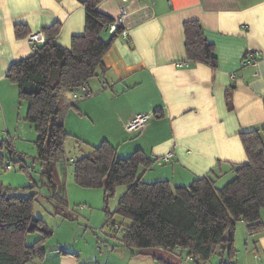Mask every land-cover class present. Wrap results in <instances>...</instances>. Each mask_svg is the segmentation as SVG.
Here are the masks:
<instances>
[{
	"label": "crops",
	"instance_id": "obj_1",
	"mask_svg": "<svg viewBox=\"0 0 264 264\" xmlns=\"http://www.w3.org/2000/svg\"><path fill=\"white\" fill-rule=\"evenodd\" d=\"M130 1L97 0L96 8L115 19L120 7ZM143 2L153 3L154 14L138 20L125 37L114 40L103 57L105 71L75 91L62 93L60 122L84 142L87 152L105 138L117 147L118 157L140 149L156 158L149 169H142V180L148 173V180L188 185L216 172L215 186L220 187L233 176L231 164L247 161L239 133L264 124V0L137 1ZM84 20L81 0H0L2 125L9 126L7 120L15 116L18 101L16 85L6 78L7 69L33 52L28 36L17 39L13 26L23 23L30 34L41 33L57 21L61 29L55 41L68 48L73 36L83 34ZM191 20L199 22L214 47L215 69L186 59L183 23ZM110 34L107 31L101 36L108 39ZM250 51L257 52V59L242 66ZM227 92L231 94L230 109ZM147 111L153 115L142 131H126L125 124L136 113ZM81 121L92 128L81 133L77 128ZM261 222L262 232L247 233L245 254L236 249L235 227L232 264H264V210ZM96 232L94 242L88 237L83 244L76 237L64 245L60 240L46 242L44 259L26 264H168L147 255H130L114 233ZM219 248L227 254V249ZM178 255L182 257L184 251L165 252L164 258L177 264Z\"/></svg>",
	"mask_w": 264,
	"mask_h": 264
},
{
	"label": "trees",
	"instance_id": "obj_2",
	"mask_svg": "<svg viewBox=\"0 0 264 264\" xmlns=\"http://www.w3.org/2000/svg\"><path fill=\"white\" fill-rule=\"evenodd\" d=\"M81 3L85 10L84 32L71 38L70 47L56 43L61 24L55 21L41 29L44 41L32 45V54L12 62L6 72L8 81L17 87L18 100L27 104L24 119L35 130L34 158L40 162L48 181L50 194L46 197L54 203L55 215L68 219L74 217L64 212L67 201L57 191L55 170L56 162L65 154V141L73 136L59 119L61 96L105 71L103 57L121 33V27H117L108 39H103L101 35L114 19L96 8L97 0ZM183 30L188 63L202 62L215 69L214 47L204 37L199 22L185 21ZM13 31L17 39L31 32L23 23H16ZM225 99L230 109L229 92ZM239 136L247 161L231 164L233 176L220 187L215 186L214 171L212 176L198 177L188 185L172 186L165 179L146 182L141 178V170L149 169L157 159L147 157L140 149L118 157L117 147L105 138L72 161L73 177L82 187L102 188L107 223H113L115 214L127 221L123 225L113 223L118 228L112 231L130 255H147L171 264L164 253L179 248L185 256L195 257L196 264H205L218 247H223L229 259L225 264H232L236 223L243 222L249 234L263 231L264 124L242 131ZM0 146H5L10 154H18L10 141L5 145L0 142ZM3 160L0 154L1 167ZM20 169L29 172L30 167L20 165ZM220 169L218 164L217 170ZM119 186L126 188L115 209L109 211V200ZM36 188V182L12 189L0 181V264H26L45 257L44 245L54 230L33 214L40 194ZM226 231L230 238L221 241ZM101 243L98 242L99 249Z\"/></svg>",
	"mask_w": 264,
	"mask_h": 264
},
{
	"label": "rangeland",
	"instance_id": "obj_3",
	"mask_svg": "<svg viewBox=\"0 0 264 264\" xmlns=\"http://www.w3.org/2000/svg\"><path fill=\"white\" fill-rule=\"evenodd\" d=\"M26 108L27 104L25 101H17L15 116L11 121L7 120L9 126L2 125V114H0V142L5 145L10 141L18 153L10 154L5 146H0V154L4 157V166L11 164L10 169H5L0 165V181L4 186L12 189H18L36 182L37 188L35 190L40 194L35 200L33 214L35 217L41 218L48 227L54 230V235L46 242H55L57 244L58 240H60V245H64L66 244L65 242H72L74 237L79 239L81 241L79 243L82 244L86 241V237L91 242H94L93 235L99 234L96 231L103 230V232L109 234L110 232L113 233L112 230L115 229L113 223L125 224L127 221L118 214L112 217L113 223L106 222L105 213L102 209L104 203L102 188H85L75 182L72 161L87 152L85 144L81 143L80 139L75 135L67 138L65 141V154L55 164L57 191L67 201L64 212L73 214L74 218L68 219L60 216L62 217L61 219L55 215L54 203L46 197L50 194L46 175L41 172L42 166L40 162L34 158L36 155L34 146L35 130L33 125L24 119ZM83 121L87 120L83 119ZM77 128L82 131L81 133H84L90 130L92 125L89 122L81 121L77 124ZM77 139L79 140L78 142ZM16 161L18 162L17 164H15ZM20 165L30 167L29 172L21 170ZM147 175L148 173L145 175L144 181H154L148 180L151 177ZM125 188V186L117 187L115 196L109 200V211L115 209L118 198ZM246 236L247 232L244 223L241 221L237 222L236 249L239 248L242 254H245ZM222 253L223 251L218 247L215 254L205 264H225L229 259L226 252ZM175 261L177 264H196L186 260L185 254L182 257L179 255L175 256Z\"/></svg>",
	"mask_w": 264,
	"mask_h": 264
},
{
	"label": "built area",
	"instance_id": "obj_4",
	"mask_svg": "<svg viewBox=\"0 0 264 264\" xmlns=\"http://www.w3.org/2000/svg\"><path fill=\"white\" fill-rule=\"evenodd\" d=\"M141 2V0H131L130 2L123 4L120 7V12L118 16L108 24L107 31L109 33H113L117 27H121V33L120 36L125 37L127 35L128 28L136 23L138 20L146 19L154 14L153 12V3H137ZM139 4V5H137ZM138 13L139 15L136 16V18L133 17V14ZM29 41L32 42V45L35 46L39 43H42L44 41V35L39 32H35L28 35ZM258 56L257 52H248V54L243 58L242 60V66L253 64L255 61V57ZM76 95L74 94V97ZM153 113L150 111L147 112H139L136 113L126 124L125 129L126 131L130 133L134 132H140L145 125V123L152 117ZM170 154H168L167 157H169ZM5 169H10L11 164H6V166L3 165ZM115 228H118L117 225H115ZM186 260L192 261L194 263H197V259L191 255H186Z\"/></svg>",
	"mask_w": 264,
	"mask_h": 264
},
{
	"label": "water",
	"instance_id": "obj_5",
	"mask_svg": "<svg viewBox=\"0 0 264 264\" xmlns=\"http://www.w3.org/2000/svg\"><path fill=\"white\" fill-rule=\"evenodd\" d=\"M230 238V233L229 231H226L222 236H221V241H228Z\"/></svg>",
	"mask_w": 264,
	"mask_h": 264
}]
</instances>
